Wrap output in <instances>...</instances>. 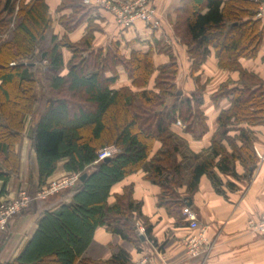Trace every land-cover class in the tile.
<instances>
[{"label": "trees", "instance_id": "1", "mask_svg": "<svg viewBox=\"0 0 264 264\" xmlns=\"http://www.w3.org/2000/svg\"><path fill=\"white\" fill-rule=\"evenodd\" d=\"M46 1L0 0V198L19 175L16 149L29 117L34 122L29 137L38 164V185L28 193L30 198L36 200L61 163L69 176L79 175V181L68 189L70 203L46 212L19 257L5 264H131L124 249L106 262L86 256L99 227L126 242H140L138 223L145 221L142 203L133 200L129 187L110 206L115 184L145 172L161 190L158 207L166 210L176 227H183L187 226L183 209L198 191L202 176L225 198L228 191H237V185L224 183L221 175L252 179L259 162L256 137L239 129L238 146L229 133L235 125H264V82L240 63L258 55L264 36V18L257 17L261 0H182L174 28L192 59L196 88L189 96H183L177 85L179 63L170 50V61L156 67L153 51L135 52L126 59L110 47L95 50L92 29L79 43L66 36L58 39L50 32L53 21ZM69 7L73 13L61 21L71 31L81 23L84 8L63 1L59 10ZM65 49L71 54L68 63ZM211 50L219 67L238 72L240 79L212 96L216 106L228 99L230 108L220 113V130L211 146L197 154L173 127L180 123L183 134L196 140L208 131L201 110L205 87L196 74ZM119 68L133 88L112 89ZM38 74L43 75L40 82ZM155 74L154 88L149 90ZM156 143L161 147L152 156ZM106 147L116 148L117 154L97 163L99 151ZM238 163L245 174L237 173ZM83 175L86 178L81 180ZM144 227L145 236L153 241L152 226L145 221Z\"/></svg>", "mask_w": 264, "mask_h": 264}, {"label": "crops", "instance_id": "2", "mask_svg": "<svg viewBox=\"0 0 264 264\" xmlns=\"http://www.w3.org/2000/svg\"><path fill=\"white\" fill-rule=\"evenodd\" d=\"M63 1L78 2L83 8V19L73 30L61 21L65 16L73 13L72 8L59 10ZM96 0H92L95 2ZM49 13L52 18L51 35L62 39L64 36L72 43H79L85 37L89 29L94 31L93 48L117 50L121 56L129 59L135 52L146 53L153 51V60L156 67L167 64L170 61L168 53L163 52L162 47L171 45V52L179 63V75L177 85L183 96H189L195 91V81L191 75L192 59L187 46L183 45L175 34L177 10L181 7L182 0H152L156 7L160 22L159 28L137 21L132 27L122 29L115 18L95 6H87L84 0H47ZM82 16H78L81 18ZM65 63H68L71 54L63 50ZM264 36L255 59H241L240 63L246 71L257 75L264 82ZM66 72V71H65ZM119 78L112 89L119 90L125 87L133 88L132 82L123 68L118 69ZM109 77L110 74H107ZM204 85V105L201 110L207 119L208 131L206 135L196 140L191 135L183 134V126L177 123L173 130L182 135L188 142L189 148L194 153L207 150L215 137L218 136L220 126L218 117L224 110L230 108V101L224 99L216 106L212 96L227 84L239 82L238 72H230L219 67V61L215 51L201 65L196 74ZM156 74L151 78L147 89L151 90L155 85ZM42 80V79H41ZM33 118L26 121V132L23 142L16 151L20 155V172L14 177L6 188V194L0 198V204L5 200L14 198L22 190V186H28L31 191H36L38 185V164L35 152L31 145L30 134L33 127ZM246 129L254 133L256 137V153L264 155V125L250 127L248 124L235 125L229 136L236 140L238 146L241 142L237 139L239 129ZM225 145L228 148L227 142ZM161 144L156 143L152 156L160 149ZM229 149V148H228ZM230 150V149H229ZM231 151V150H230ZM258 156V155H257ZM257 168L253 172L251 181L222 176L224 183L232 182L237 185V191L227 192V198L218 195L207 176H202L198 191L189 200L191 208L195 211L200 225L204 228V251L198 257L187 254L185 241L197 235L187 226L176 227L175 220L170 218L164 208L158 207L160 188L146 178V173L139 171L126 177L115 184L108 199L109 205L116 203V197L123 195L124 191L133 189V200L142 203V214L148 224L152 226L153 241L148 240L145 233L139 229L144 227L145 221L138 223L137 235L140 242H126L121 237L112 234L105 227L95 230L93 241L87 249V258L93 261L106 262L119 250H126L131 256V264L143 258H149L155 264H264V235L253 233L248 228V222L252 218L264 215V162L258 158ZM236 171L239 175L245 174L241 164H237ZM69 176L63 169V163L59 165L57 172L47 181V185L56 180ZM3 183L0 181V191ZM32 188V189H31ZM182 193L185 194L184 188ZM72 194L52 196L47 200H35L29 211L19 218H13L7 225L6 232L0 235V264L10 263L16 260L32 239L38 228L41 217L46 212L58 210L63 204L70 203ZM145 239L142 240L141 236ZM3 239V240H2ZM3 241V245L1 244ZM154 241L156 245L154 244Z\"/></svg>", "mask_w": 264, "mask_h": 264}, {"label": "built area", "instance_id": "3", "mask_svg": "<svg viewBox=\"0 0 264 264\" xmlns=\"http://www.w3.org/2000/svg\"><path fill=\"white\" fill-rule=\"evenodd\" d=\"M87 6H95L107 13H110L116 21V24L122 28H130L137 21L143 22L152 28H159L160 22L158 12L152 4V0H84ZM258 18H264V0L260 1V7L257 14ZM14 65V64H12ZM117 154V149L114 147H106L99 151L98 161L102 162L106 159H111ZM258 158L264 162V155L257 153ZM79 175H72L62 180L50 182L43 190H41L36 200H47L48 198L59 194L61 191L69 189L77 184ZM32 202V199L27 194V191L21 190L17 197L13 200H5L0 204V231H4L8 222L12 220L20 211L27 209ZM183 217L187 227L196 232L197 235L188 238L185 241L187 253L192 257H198L204 251V228L198 221L197 214L190 207L186 206L183 209ZM248 228L255 234L264 235V215L255 219L252 218L248 222ZM142 233L143 228L139 229ZM133 264H155L149 258H143Z\"/></svg>", "mask_w": 264, "mask_h": 264}, {"label": "rangeland", "instance_id": "4", "mask_svg": "<svg viewBox=\"0 0 264 264\" xmlns=\"http://www.w3.org/2000/svg\"><path fill=\"white\" fill-rule=\"evenodd\" d=\"M153 4V3H152ZM154 6V5H153ZM178 38V37H177ZM179 39V41L183 44V42H182V40H181V38H178ZM183 45H185V44H183ZM163 52H165V53H168V50H170V51H172L171 50V45H167V44H165L163 47H162V49H161ZM172 53V52H171ZM169 54V53H168ZM173 55V54H172ZM46 64H44V66H45ZM44 66H43V68H44ZM44 70V69H43ZM38 76V79H39V82L41 81V79H42V77H43V75L42 74H38L37 75ZM182 91V90H181ZM40 92V87H38L37 88V93H39ZM37 119V118H36ZM68 177V176H67ZM67 177H65V178H67ZM62 179H64V178H62ZM62 179H60V180H62ZM57 181V180H56ZM26 190L27 191V194L29 193L30 194V189H29V187L27 186H22V190ZM67 192H68V189H66V190H63V191H61L59 194H57V195H55V196H62V195H65V194H67ZM17 197V195L14 197V198H12V199H9V200H13V199H15ZM30 197V196H29ZM32 199V198H31ZM34 200L32 199V202H33ZM32 202L30 203V205H29V207L27 208V209H24V210H22V211H20L14 218H19V217H21L25 212H27V211H29L30 212V210L29 209H32V208H30L31 207V204H32ZM34 203V202H33ZM34 205H35V203H34ZM9 223V222H8ZM8 225V224H7ZM6 229H7V226H6V228H5V230L4 231H0V235H2L4 232H6ZM2 237H4L3 235H2ZM3 240V239H2ZM2 245L4 244L3 243V241H2V243H1ZM187 251V250H186ZM188 254V253H187ZM189 255V254H188ZM191 256V255H190ZM192 257V256H191Z\"/></svg>", "mask_w": 264, "mask_h": 264}, {"label": "water", "instance_id": "5", "mask_svg": "<svg viewBox=\"0 0 264 264\" xmlns=\"http://www.w3.org/2000/svg\"><path fill=\"white\" fill-rule=\"evenodd\" d=\"M109 160H110V159H106L105 161H109ZM85 178H86V175H83V176L81 177V180H84ZM191 204H192V201L189 200V202H188V206H191ZM141 239L144 240L145 237L142 235V236H141Z\"/></svg>", "mask_w": 264, "mask_h": 264}]
</instances>
